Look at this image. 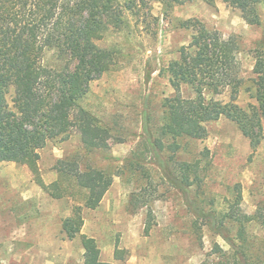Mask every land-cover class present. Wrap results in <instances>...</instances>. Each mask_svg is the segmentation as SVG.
<instances>
[{
	"label": "rangeland",
	"instance_id": "1",
	"mask_svg": "<svg viewBox=\"0 0 264 264\" xmlns=\"http://www.w3.org/2000/svg\"><path fill=\"white\" fill-rule=\"evenodd\" d=\"M126 2L128 0H121ZM262 24H250L242 12L222 0L210 5L190 0L171 6L152 1L140 16L125 10L124 21L109 25L97 41L111 49L116 65L91 82L80 104L102 125L111 128L110 148L91 149L79 133L56 138L41 149L40 167L46 183L58 178L59 159H76L82 168L103 170L113 182L96 209L84 208L82 233L96 238L101 260L107 264H214L220 259L216 245L232 252L224 237L198 219L192 209L225 211L241 193V207L256 214L248 227L251 253L264 260V139L253 148L238 125L226 118L207 124L208 134L196 139L181 137L180 150L170 162L200 161L199 178L186 194L167 179L157 157L146 145L144 113L151 115L154 131L165 120L163 101L175 94L168 67L190 43L195 21L219 30L240 43L238 55L246 82L237 102L246 107L256 103L246 87L252 85ZM187 22L191 26H186ZM69 57L49 48L44 64L62 69ZM183 94L193 96L187 85ZM231 89L217 99L229 101ZM171 143L173 138L166 139ZM172 152L163 157L169 160ZM96 188L78 190L75 195L54 197L33 179L29 169L15 162L0 161V260L16 264H85L81 236L70 239L63 221L74 205L84 203ZM151 212V216H150ZM152 228L146 231L147 224ZM236 228L231 229V235ZM220 252V250H219ZM259 259V258H258Z\"/></svg>",
	"mask_w": 264,
	"mask_h": 264
},
{
	"label": "trees",
	"instance_id": "2",
	"mask_svg": "<svg viewBox=\"0 0 264 264\" xmlns=\"http://www.w3.org/2000/svg\"><path fill=\"white\" fill-rule=\"evenodd\" d=\"M152 1L168 6L190 0H0V161L26 166L34 181L54 197L75 195L78 190L96 188L84 203L74 205L63 221V231L72 239L81 236L85 264H107L101 260L96 238L82 233L84 208L96 209L113 182L103 170L85 169L76 159H59L58 178L46 183L40 167L41 149L48 141L80 134L91 149H108L111 128L102 125L80 101L90 90L91 82L110 71L117 63L114 51L102 48L97 41L107 27L124 21L125 10L140 16ZM214 5L218 0H204ZM239 9L250 24L261 25L264 0H222ZM192 22H187L190 27ZM189 44L183 45L168 72L175 89L163 101L165 120L154 131L151 115L144 113L143 139L157 157L164 176L178 189L189 193L191 175L199 178L201 162L174 161L179 174L171 167L181 145L176 139H201L208 134L207 124L226 117L234 121L257 148L264 139V37L259 42L252 85L256 103L244 107L237 96L247 81L239 61L241 46L235 36L224 37L200 21L194 23ZM57 48L69 59L62 69L44 64L47 49ZM183 85L193 96L183 94ZM231 89L229 101L217 99ZM173 138L171 143L166 139ZM172 152L169 160L163 155ZM241 193L225 211L192 209L198 219L222 235L232 252L216 245L219 260L214 264H264L259 253H251L249 225L259 216L243 211ZM151 216V212H150ZM152 228L149 222L146 231ZM236 233L231 235V229ZM220 250V252H219ZM259 258V259H258ZM0 264H16L2 263Z\"/></svg>",
	"mask_w": 264,
	"mask_h": 264
}]
</instances>
